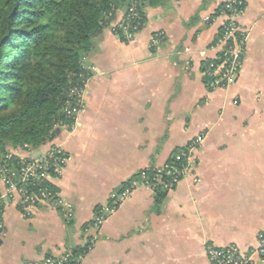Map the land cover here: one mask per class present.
<instances>
[{
  "label": "crops",
  "instance_id": "crops-1",
  "mask_svg": "<svg viewBox=\"0 0 264 264\" xmlns=\"http://www.w3.org/2000/svg\"><path fill=\"white\" fill-rule=\"evenodd\" d=\"M223 2L170 0L148 9L133 41L110 27L94 38L86 64L97 73L85 108L75 128L61 133L69 160L56 183L75 216L68 221L42 204L25 217L9 202L0 264H38L70 247L85 249L79 264H209V246H257L264 231V0H244L240 23L249 34L240 76L212 88L205 68L220 49L207 21ZM158 33L164 37L153 41ZM199 136L194 167L163 200L138 184L93 225L114 191Z\"/></svg>",
  "mask_w": 264,
  "mask_h": 264
},
{
  "label": "trees",
  "instance_id": "trees-1",
  "mask_svg": "<svg viewBox=\"0 0 264 264\" xmlns=\"http://www.w3.org/2000/svg\"><path fill=\"white\" fill-rule=\"evenodd\" d=\"M127 1L0 0V161L16 146L40 148L57 135L73 75L84 72L106 14L125 12ZM169 1L143 0L144 23L149 8ZM166 193L157 190V200Z\"/></svg>",
  "mask_w": 264,
  "mask_h": 264
},
{
  "label": "built area",
  "instance_id": "built-area-1",
  "mask_svg": "<svg viewBox=\"0 0 264 264\" xmlns=\"http://www.w3.org/2000/svg\"><path fill=\"white\" fill-rule=\"evenodd\" d=\"M243 1L227 0L208 18L207 22L210 25H217L219 21L220 23L222 21V26L219 28L221 36L219 35L215 43V47L220 49L219 55L216 61L210 62L205 68V74L212 88L232 86L243 68L248 38L247 33L241 29V23H239V18L243 12L240 5ZM142 4L143 0H128L123 13L120 9L113 7L106 14L107 26L115 34L120 31V35L125 41H133L144 25ZM160 37H164V34H156L153 41H157ZM83 68L84 72L73 75L77 81L74 82L73 80L68 89V102L63 109L66 120L60 121L61 125L71 127V124L76 123V119L85 108V96L89 78H91V70L86 65ZM53 139L49 138L47 143H51ZM200 142H202V136L196 138L186 148L180 149L169 163L156 169L143 170L138 179L133 180L124 188L114 191L110 201L97 208L93 225L96 228L100 227L106 217L117 209L120 202L129 196L138 184L149 186L155 191L168 192L174 189L194 167L193 154ZM47 143L40 148H35L29 144L13 148L0 161V178L4 184V189L0 190V232L5 227V206L9 202L19 200L20 211L25 217L31 216L41 201L49 199L55 203L54 205L63 203L62 196L52 182L53 177L62 176L63 168L66 166L68 157L63 149L58 146L53 147L39 160H26L19 154L20 151L41 152ZM65 210L66 218H71L74 212L72 204L69 203ZM259 240L257 250L252 251L255 254L260 253V258L256 262L247 253L243 254L236 244L209 246L210 261L213 264H257L258 261L264 262V258L262 259L264 256V234L259 237ZM79 257L77 248L70 247L65 250L63 255L59 257L48 256L38 264H79Z\"/></svg>",
  "mask_w": 264,
  "mask_h": 264
},
{
  "label": "rangeland",
  "instance_id": "rangeland-1",
  "mask_svg": "<svg viewBox=\"0 0 264 264\" xmlns=\"http://www.w3.org/2000/svg\"><path fill=\"white\" fill-rule=\"evenodd\" d=\"M224 2L225 1H227V0H223ZM221 6V5H220ZM220 6L218 7V8H220ZM212 16V15H211ZM221 23H222V21H221ZM220 23V21L218 22V24L216 25V28H217V30H218V34H217V37H219V35L221 36V33L219 34V28L222 26V24ZM241 29L242 30H244L246 33H247V35L249 34V30H248V28H246V27H244L243 25L241 26ZM217 40V39H216ZM245 54H246V49H245ZM245 56V55H244ZM245 58V57H244ZM87 67L89 66V68H90V70H91V78H89L90 80H89V83H90V81H91V79L94 77V75L97 73V71L95 70V68L93 67V66H91V65H86ZM243 66H244V59H243ZM243 69V68H242ZM242 71V70H241ZM241 71L239 72V74H238V76H240V73H241ZM70 76H71V74H70ZM104 76V75H103ZM88 86H89V84H88ZM87 90H88V87H87ZM86 95H87V93H86ZM85 98H86V96H85ZM78 120V118L76 119V121ZM75 126H76V123H73V124H71V127H68V126H66V125H61V123H60V121H57L56 122V124L54 125V127L55 128H57V127H59L62 131L58 134L59 136H56L53 140H52V142L50 143H47V146L45 147V148H43L42 150H41V152H38V151H34V152H21L20 151V156H22V158H25L26 160H39V159H42L43 157H44V155L45 154H47L53 147H56V146H58L60 149L62 148L63 149V151H64V153L66 154V151H65V148H64V143L62 142V140H61V137H62V135H61V133L62 132H70L72 129H74L75 128ZM59 128H58V130H59ZM16 147H19V146H16ZM16 147H14V148H16ZM40 153H41V156H40ZM67 155V154H66ZM68 157V156H67ZM68 160H69V157L67 158V163H68ZM67 163H66V165H67ZM66 167V166H65ZM64 170H65V168H63V172H62V175L64 174ZM1 179V178H0ZM58 179H60V177H53L52 178V182H54V184H55V189H57L58 190V193L60 194V196H62V199H63V203L61 204V205H54L55 203H53V201L52 200H46V201H41L40 203L41 204H39V205H42V204H46V205H49V206H51L52 208H54V209H56V210H58L59 212H60V214L63 216V218H66V216H65V214H66V210H65V208H66V206L70 203V202H68L64 197H63V195L61 194V192H60V190L58 189V187H57V181H58ZM3 183V182H2ZM4 185V184H3ZM13 202H15L17 205H18V207H20L19 206V200L18 201H13ZM39 205H37V207L39 206ZM37 207H36V209H37ZM35 209V210H36ZM73 209H74V207H73ZM34 210V211H35ZM97 210V209H96ZM34 211H33V213H34ZM32 213V214H33ZM31 214V215H32ZM74 216H75V214H74V212H73V216L71 217V218H66L68 221L69 220H72L73 218H74ZM264 234V231H262V232H260V233H258V236H257V246L256 247H252V248H248V249H246V250H244V249H242V248H240L241 249V252L243 253V254H245V253H247V255H250L251 257H253V260L256 262L257 260H259V258H260V253L259 252H257L256 254H255V252H253L252 253V251H254L255 249L257 250V248H258V246H259V242H260V240H259V237L261 236V235H263ZM208 259H209V264H213L211 261H210V258H209V254H208ZM255 264V263H254Z\"/></svg>",
  "mask_w": 264,
  "mask_h": 264
}]
</instances>
